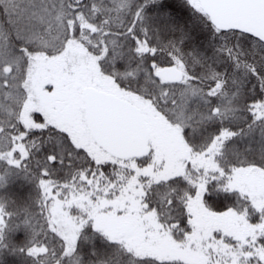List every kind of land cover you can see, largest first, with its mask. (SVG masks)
<instances>
[{
    "label": "snow or ice",
    "instance_id": "6c2138e0",
    "mask_svg": "<svg viewBox=\"0 0 264 264\" xmlns=\"http://www.w3.org/2000/svg\"><path fill=\"white\" fill-rule=\"evenodd\" d=\"M0 264H264V0H0Z\"/></svg>",
    "mask_w": 264,
    "mask_h": 264
},
{
    "label": "trees",
    "instance_id": "16d2710c",
    "mask_svg": "<svg viewBox=\"0 0 264 264\" xmlns=\"http://www.w3.org/2000/svg\"><path fill=\"white\" fill-rule=\"evenodd\" d=\"M25 190H27V189H25ZM12 191H13L14 193H15V192H19L20 189H19V187L17 186V187H15V188H13Z\"/></svg>",
    "mask_w": 264,
    "mask_h": 264
}]
</instances>
